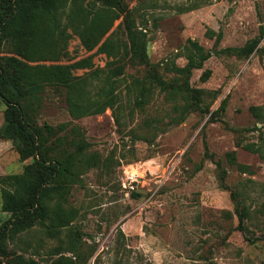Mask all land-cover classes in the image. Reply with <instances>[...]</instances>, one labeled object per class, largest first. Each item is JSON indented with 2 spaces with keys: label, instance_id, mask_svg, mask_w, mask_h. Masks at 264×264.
Returning <instances> with one entry per match:
<instances>
[{
  "label": "rangeland",
  "instance_id": "obj_1",
  "mask_svg": "<svg viewBox=\"0 0 264 264\" xmlns=\"http://www.w3.org/2000/svg\"><path fill=\"white\" fill-rule=\"evenodd\" d=\"M193 2L131 0L130 5L145 18L146 55L163 79L175 75L166 67L184 65L188 40L208 51L188 78V86L200 91L201 109L181 114L182 100L160 92L145 78L148 68L135 63L123 66L112 108L83 117L68 114L62 89L44 88L35 123L52 128L66 123L56 136L82 138L99 165L68 184L62 203L72 211L68 223L56 231L35 225L5 237L12 264L15 255L27 264H49L60 255L76 264H264V0ZM253 39L256 46L246 56L224 50ZM66 53L55 63L90 56L92 68L102 70L97 80L86 76L88 68L71 72L85 77L84 96L96 98L110 58L95 47L85 50L75 35ZM205 69L209 75L202 80ZM3 108L0 101V125ZM72 126L77 136L69 131ZM227 152L248 170L229 163ZM30 162L19 158L11 140L0 137V177L21 175ZM234 187L252 211L248 232L236 228L229 197ZM8 215L0 209V223ZM5 261L0 255V264Z\"/></svg>",
  "mask_w": 264,
  "mask_h": 264
},
{
  "label": "trees",
  "instance_id": "obj_2",
  "mask_svg": "<svg viewBox=\"0 0 264 264\" xmlns=\"http://www.w3.org/2000/svg\"><path fill=\"white\" fill-rule=\"evenodd\" d=\"M130 3L131 0H0V101L4 105L0 137L11 140L20 159H31L21 175L0 177V209L9 214L0 223V255L6 259L5 264H12L3 246L5 237L13 238L35 225L56 231L68 223L72 211L62 207L68 184L78 181L77 175L83 170L99 165L96 153L87 152L82 138L67 140L56 136L58 131L66 129V123H58L55 128L35 123L33 113L46 86H52L56 91L62 89L68 114L72 118L83 117L105 107L112 108L116 100L114 85L123 66L135 63L148 68L145 78L160 92L182 100L181 114L201 109L198 105L200 91L188 86V78L191 69L202 66L208 51L197 41L188 40L184 65L166 67V71L175 75L163 79L146 55L145 18ZM114 20H118L116 29L103 38ZM204 33L210 35L209 30ZM72 35L77 36L85 50L95 47L110 58L100 78L96 98L84 96L85 77L71 73L76 68H88L86 76L90 80L99 79L102 70L92 68L90 56L70 63H55L66 56L67 41ZM219 39L220 34H217L214 42ZM256 43L253 39L239 48L224 50L246 56ZM40 60L53 63L33 64ZM208 75L209 70L205 69L200 79H206ZM224 104L225 99H222L218 109L223 110ZM204 108L207 111V107ZM249 109L256 113L257 108L250 106ZM69 131L77 133L73 126ZM49 135L53 136L52 140L48 139ZM63 144L67 147H62ZM243 147L252 149L250 144ZM49 152L54 155L45 158ZM233 155V152H227V161L240 171L248 170V166L236 163ZM131 194L135 195V192ZM229 197L234 203L236 228L248 232L252 211L245 205L237 187L229 191ZM52 199L53 205L49 207L46 200ZM13 257L14 264H27L21 256ZM49 264H76V261L60 255Z\"/></svg>",
  "mask_w": 264,
  "mask_h": 264
},
{
  "label": "clouds",
  "instance_id": "obj_3",
  "mask_svg": "<svg viewBox=\"0 0 264 264\" xmlns=\"http://www.w3.org/2000/svg\"><path fill=\"white\" fill-rule=\"evenodd\" d=\"M151 163V162H150ZM158 264H159V262H158Z\"/></svg>",
  "mask_w": 264,
  "mask_h": 264
}]
</instances>
